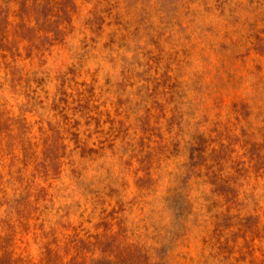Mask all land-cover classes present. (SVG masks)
<instances>
[{"label":"trees","instance_id":"1","mask_svg":"<svg viewBox=\"0 0 264 264\" xmlns=\"http://www.w3.org/2000/svg\"><path fill=\"white\" fill-rule=\"evenodd\" d=\"M0 264H264V0H0Z\"/></svg>","mask_w":264,"mask_h":264},{"label":"rangeland","instance_id":"2","mask_svg":"<svg viewBox=\"0 0 264 264\" xmlns=\"http://www.w3.org/2000/svg\"><path fill=\"white\" fill-rule=\"evenodd\" d=\"M176 43H178L176 40V36L167 37L161 41L160 48L163 50L164 54H166L165 62L168 61L170 62V64H174V61L172 59L174 57L178 58L177 54L180 53V48L179 46L178 47L176 46ZM55 52H53V55L50 57V62H53V64L55 63V66H58L61 61V55H58ZM105 64H120V61L118 60L116 61V63H113L107 57V53H106ZM109 73L112 75L107 76L106 69L105 70L102 69L99 70L95 76L92 74H85L84 78L81 79H84L87 82L88 84L87 88L90 90V92L94 94V98L96 99V104L99 106V109L103 113V116L116 117L117 116L116 114H119V109L115 104L116 96L110 91L112 90L111 88H114V86H110L109 83H106L109 80L110 83L114 81V72L110 70ZM127 179H128L127 181L128 185L121 192L123 205L125 206L126 209H128L129 206L127 201L134 192V186L132 185L131 176L127 175Z\"/></svg>","mask_w":264,"mask_h":264}]
</instances>
